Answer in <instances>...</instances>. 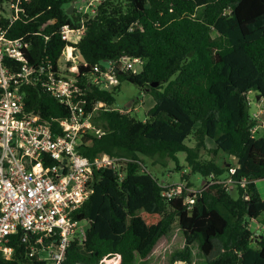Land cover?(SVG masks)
<instances>
[{
  "label": "trees",
  "instance_id": "trees-1",
  "mask_svg": "<svg viewBox=\"0 0 264 264\" xmlns=\"http://www.w3.org/2000/svg\"><path fill=\"white\" fill-rule=\"evenodd\" d=\"M72 1L31 0L9 37L29 46L24 56L35 67L57 71L66 47L79 52L84 62L74 77L86 89V110L101 104L92 119L100 132L86 134L79 152L90 160L106 153L129 161L119 172H95L91 196L76 212L90 222L86 238L72 243L63 264H99L116 255L120 264H140L175 223L185 247L172 263L194 264L199 244L201 264H264V235L255 240L251 229L264 214L256 185L264 180V121L250 114L248 98L255 91L264 104V0H103L94 15L70 13ZM65 26L84 28L79 43L62 39ZM134 59L143 63L140 72L122 70ZM104 62L117 69L118 84L108 90L92 81ZM123 83L153 98L144 120L114 107ZM25 100L29 112L45 120L69 115L40 86L30 85ZM218 152L237 164L218 163ZM179 153L186 154L185 164ZM139 155L174 162L188 188L199 176L195 202L187 203L195 195L183 185L166 197L163 184L141 172ZM20 238H12L13 259L0 264H31Z\"/></svg>",
  "mask_w": 264,
  "mask_h": 264
},
{
  "label": "built area",
  "instance_id": "built-area-1",
  "mask_svg": "<svg viewBox=\"0 0 264 264\" xmlns=\"http://www.w3.org/2000/svg\"><path fill=\"white\" fill-rule=\"evenodd\" d=\"M95 1L93 15L103 0ZM29 2L0 0V259H13L12 238L21 234L20 242L28 246L31 264H63L72 243L82 244L86 238L90 222L76 218V212L91 196L95 172H119L122 163L129 160L106 153L90 160L79 152L86 134L100 132L92 119L101 104H96L94 112H87L86 89L74 77L80 54L73 46L62 52L57 71L27 63L24 51L29 46L9 35ZM83 30L65 26L62 39L77 44ZM107 63L116 77L115 65ZM139 63V59L125 61L122 70H132ZM102 66L96 68L98 74L92 80L100 87L108 71ZM30 85L42 87L67 107L69 115L48 121L30 113L25 100ZM235 171L230 168L232 174ZM247 183L243 180L241 186ZM163 187L169 199L179 193L177 186ZM189 192L195 196L187 198V203L193 204L197 192ZM120 262L116 255L99 264Z\"/></svg>",
  "mask_w": 264,
  "mask_h": 264
},
{
  "label": "rangeland",
  "instance_id": "rangeland-1",
  "mask_svg": "<svg viewBox=\"0 0 264 264\" xmlns=\"http://www.w3.org/2000/svg\"><path fill=\"white\" fill-rule=\"evenodd\" d=\"M97 5L95 0H75L72 1L71 7H76L77 11L81 9L80 13L82 14H91L94 7ZM202 10H199L197 16L201 14ZM74 41V40H73ZM79 61V60H78ZM76 62L78 66L79 62ZM80 61L82 62V57L80 55ZM106 70V78L101 82V87L104 89H112L117 86L118 82L115 79V75L112 69L109 67V63L104 62L102 64ZM64 66V64H63ZM143 67V63L135 64L133 71L140 72ZM77 68V67H75ZM257 92L251 91L248 95V98L251 101L250 114L260 121H264V104L257 102L256 100ZM153 98L148 95L146 92L140 90L137 86L123 83L121 90L116 95V102L114 107L121 111L128 109V112H132L137 115L138 119L144 120L146 118L147 111L153 105ZM92 130V129H91ZM261 130V129H260ZM96 134V131H92ZM262 132V130H261ZM260 132V133H261ZM188 145L192 146L193 142H187ZM208 147L210 149L215 148L214 142H208ZM208 156V155H206ZM185 153H179L178 158L180 159L181 164H185ZM141 172L152 173L164 186H181L188 189L189 191H199L201 188V178L199 176L191 177V182L193 187L188 188V182L182 179V173L176 172V164L170 160L164 162H157L155 159L146 157L144 155H139ZM218 163L228 161L229 164L235 166L237 164L236 160L233 157L227 156L222 152H218L215 157ZM257 189L264 199V180H259L256 182ZM179 191V189H178ZM190 193V192H189ZM251 227L254 231L255 240L257 239L256 235L263 236L264 230V214L256 221H252ZM260 228H257L259 227ZM254 240V241H255ZM185 247V237L178 223L174 224L173 230L165 237H163L153 250V252L148 256L146 260L141 261L140 264H182L180 262L172 263V255L176 252L183 251ZM253 248H259L256 242L251 244ZM192 261L194 264H201L203 262L199 244L193 245L192 251Z\"/></svg>",
  "mask_w": 264,
  "mask_h": 264
},
{
  "label": "crops",
  "instance_id": "crops-1",
  "mask_svg": "<svg viewBox=\"0 0 264 264\" xmlns=\"http://www.w3.org/2000/svg\"><path fill=\"white\" fill-rule=\"evenodd\" d=\"M153 106H154V102H153V105H152L151 107H153ZM228 165H231V164H228ZM251 223H253V222H251ZM257 228H260V225H259V227H257ZM251 229H252V227H251ZM262 229L264 230V226L262 227ZM252 230H253V229H252ZM256 237L261 238L262 236L256 235Z\"/></svg>",
  "mask_w": 264,
  "mask_h": 264
},
{
  "label": "water",
  "instance_id": "water-1",
  "mask_svg": "<svg viewBox=\"0 0 264 264\" xmlns=\"http://www.w3.org/2000/svg\"><path fill=\"white\" fill-rule=\"evenodd\" d=\"M74 10V7L70 8V13H72V11ZM82 57V56H81ZM82 62H84V58L82 57Z\"/></svg>",
  "mask_w": 264,
  "mask_h": 264
}]
</instances>
